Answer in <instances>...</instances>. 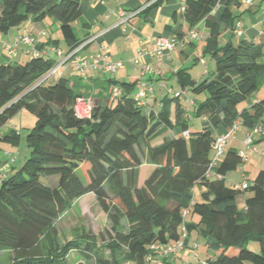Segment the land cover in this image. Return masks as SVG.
I'll return each mask as SVG.
<instances>
[{
  "label": "trees",
  "instance_id": "trees-1",
  "mask_svg": "<svg viewBox=\"0 0 264 264\" xmlns=\"http://www.w3.org/2000/svg\"><path fill=\"white\" fill-rule=\"evenodd\" d=\"M240 7V0H184L181 15L174 14L173 25L164 28L175 40L199 25L207 32L201 57L214 61V71L201 81L185 70L176 74L180 95L204 94L193 109V117L203 120L197 132L188 131L184 97L177 92L147 111L133 93L140 81L108 80L121 96L95 104L90 119H78L72 106L82 95L68 79L38 83L52 60L39 55L24 64H0V130L23 110L36 118L25 137L29 159L0 181V264H70L72 252L80 259L74 264H147L149 246L178 241L182 228L185 245L195 232L214 253L206 264H264V167L244 190L251 195L242 212L235 204L242 190L224 180L243 163L239 152H225L215 170L222 179L208 176L217 130L226 132L237 121L250 130L264 122V100L241 107L264 85L261 45L232 36L221 40L234 33ZM45 17L58 23L69 51L85 41L73 27L76 22L85 27L80 0H0V33ZM0 142L18 146L19 136L4 135ZM88 194L110 223L107 238L82 233L60 244L55 221ZM189 215L197 222L186 223ZM251 243L258 252L249 249Z\"/></svg>",
  "mask_w": 264,
  "mask_h": 264
},
{
  "label": "crops",
  "instance_id": "crops-1",
  "mask_svg": "<svg viewBox=\"0 0 264 264\" xmlns=\"http://www.w3.org/2000/svg\"><path fill=\"white\" fill-rule=\"evenodd\" d=\"M161 2L160 5L154 7L146 14L139 13L154 2ZM184 0H80L81 21L85 27L81 28L80 23L76 22L79 31L83 33L82 40L89 41L82 47L78 56L87 64L91 58L98 52L100 47L103 48L110 62H122L123 66L117 70L115 74H109L103 71L87 70L86 78L78 77L72 60H69L65 69L62 72V77L68 79L70 84L74 85L75 89L79 90L82 96L91 97L95 104L100 105L111 104L110 101V86L108 80L116 82H132L143 81L153 85V93L145 100V110H157L159 108L160 99L170 92L180 90L177 84L176 74L180 70H185L190 76V72L194 70L192 67L187 68L188 62L193 58L196 64H200L201 51L205 45L207 32L199 25L196 28L199 36L198 40L184 37L182 40H177L172 53L168 54L164 59H154L148 54H145L142 61L150 66V68L158 75L146 74L142 75L139 67L134 66L131 60L135 57L136 51L141 48L144 51H150L152 48V40L156 37H171L167 35L165 26L173 25V16H180L183 9ZM122 9L128 16V22L125 27L118 25L117 11ZM239 16L238 23L240 24L241 36H237L234 32H227L221 40L225 41L232 38L235 42L246 40L261 45L262 54L258 59L260 64L264 65V0H255L250 7L241 6L235 11ZM58 23L49 17H45L39 21L33 19L27 20L20 26L11 28L6 33H0V64L6 63H21L32 58V51L29 48H21L18 50L14 58H10L1 48L2 42L14 40L22 35L31 36L36 45L37 50L48 51L52 48L61 50L67 53L66 45L58 35ZM95 37L90 41V38ZM53 42H57V47H54ZM54 52L48 53V58L54 55ZM56 55V54H55ZM54 55V56H55ZM51 60V59H50ZM57 60V56H56ZM55 57L53 62L56 61ZM204 62H206L204 60ZM206 67L205 65H202ZM197 75H205L204 72H195ZM210 76V75H209ZM191 77V76H190ZM73 78V79H72ZM80 80L77 83L74 79ZM191 79H193L191 77ZM73 80V81H71ZM196 80V79H193ZM53 81V80H51ZM75 81V82H74ZM200 81V80H196ZM178 87L177 90L175 88ZM140 90V82L136 86L133 93ZM264 100V85L255 93L243 107H249L252 103ZM190 105L185 104L183 118L187 121L188 131L197 132L202 128V119H193V109L196 100H189ZM185 103V102H184ZM195 118V117H194ZM170 120H174V107L171 108ZM249 131L244 128V136ZM225 133L224 130H217L216 136ZM171 135V134H170ZM258 141H264V136H261ZM160 142L156 143L159 144ZM9 149L0 146V170L7 174L12 173V168L21 163L8 162V156L5 151ZM11 156V154L9 153ZM256 166L261 164L259 160H255ZM228 173L224 176L227 179ZM246 181L242 175V180ZM241 183H232V187L238 186ZM196 245V249L192 250V245ZM195 255V256H194ZM214 259V253L207 248L204 240L196 233L190 234L185 245V249L178 253L174 259L167 260L166 264H206V262Z\"/></svg>",
  "mask_w": 264,
  "mask_h": 264
},
{
  "label": "built area",
  "instance_id": "built-area-1",
  "mask_svg": "<svg viewBox=\"0 0 264 264\" xmlns=\"http://www.w3.org/2000/svg\"><path fill=\"white\" fill-rule=\"evenodd\" d=\"M255 0H240L241 6L250 7ZM183 12V9H182ZM117 21L118 25L121 27H125L128 22V16L122 9H118L117 11ZM234 32L237 36H241L240 24L237 22L235 24ZM187 36L190 39L198 40L199 36L195 30H191ZM95 37L90 38V41L94 40ZM89 41H86L87 44ZM85 43L81 44L77 48L72 51H68L67 53H63L61 50L56 48H52L49 52H54L57 56V60L54 62L53 67L48 70L42 78L38 81V83H44L46 81L58 80L62 76V72L65 69L69 60L73 61L75 69L78 73V76L82 79L86 78L87 70H95V71H103L109 74H115V72L123 66L122 62H110L108 61L107 55L104 53L103 48L100 47L98 52L91 58L89 64L85 61L81 60L78 56V53L81 51L82 47ZM177 40L172 37H163L159 36L152 40V48L150 51H144L139 48L136 51L135 57L131 60V63L139 67L141 70V74L144 76L146 74L158 75L159 73H155L148 64L142 61V58L145 54H148L154 59L162 60L168 54L172 53ZM36 45L35 40L29 35H22L18 38L6 42H2L1 48L2 50L10 57L14 58L21 48H29L32 51V57H36L39 55L45 56L48 58V51H40L37 50L34 46ZM200 63L205 65L203 59H200ZM153 93V85L148 84L147 82L140 81V90L135 94V98L139 101L140 105L144 104L145 99H147ZM181 93L177 92V97H184L183 100L185 104L190 105L191 102L186 99L185 94L180 95ZM121 96V89L112 85L110 87V101L114 102L117 98ZM95 106V102L91 97L80 96L77 97L73 103L72 109L73 114L78 119H90L92 116V112ZM240 127V122H235L233 126L227 130L225 133L216 136L213 145H212V157L210 161V166L208 169V176L210 179H222V176L216 173V168L218 167L220 161L223 159L226 147L229 144V141L234 138V135L238 132ZM263 132L262 124H257L252 129L247 131L242 141L243 150L239 152V156L243 163L247 162L249 158V153L258 154V151L255 147V136L260 135ZM182 136L187 139L189 134L187 131L182 133ZM8 157L9 153H6ZM14 157H9V163H14ZM5 178V174L0 170V181ZM247 181H243L240 185L234 186L236 190H246L248 188ZM188 214V211L183 212V217ZM186 231L184 228L181 230V237L178 241L169 242L166 244L155 243L149 246V254L146 257L147 264H166L165 260L174 259L175 256L185 249L184 240L186 239ZM192 250L196 249V245H192ZM195 256V255H194Z\"/></svg>",
  "mask_w": 264,
  "mask_h": 264
},
{
  "label": "rangeland",
  "instance_id": "rangeland-1",
  "mask_svg": "<svg viewBox=\"0 0 264 264\" xmlns=\"http://www.w3.org/2000/svg\"><path fill=\"white\" fill-rule=\"evenodd\" d=\"M74 30L76 32V35L78 39L82 40L83 33L80 32L79 28L77 27L76 23L73 25ZM59 31V29H58ZM58 35L61 37L62 41H64L61 33L59 32ZM69 48L66 46L67 51ZM55 55V54H54ZM50 57L51 60H56V55ZM206 62V67L202 66L200 64H196L195 60L191 58L188 62L187 68H194L192 72H190V76L193 79L196 80H204L205 78H208L209 75L214 71L215 63L213 60L210 59L209 56H205L202 58ZM28 59L27 61H29ZM27 61L22 62V64L26 63ZM3 64V61H1ZM119 68L118 70H120ZM205 75H202L200 73L204 72ZM198 71L200 75H196L195 72ZM79 77V76H78ZM73 79V78H72ZM77 83L80 80L77 78L74 79ZM73 81V80H71ZM74 81V82H75ZM179 87V86H178ZM178 87L175 88V90L178 89ZM79 89V88H78ZM76 90V92H79V90ZM186 99H194L197 102L202 101L204 99V94L202 95H196L190 92H185ZM244 104V103H243ZM244 105L241 104V107ZM193 116V115H192ZM193 119H198L194 118ZM36 122V118L28 113L27 111H21L18 114H16L7 125H5L0 130V137L4 135H9L11 133H16L19 136V144L18 146H12L10 144H6L3 142H0V146H4V148L9 149V151H5L6 153H10L11 156L14 157V159L17 161L16 163L24 164L30 156V151L27 147V144L25 142V137L27 133L34 127ZM263 132L260 135H256L255 140V147L258 151V154L249 153V158L247 162L242 163L241 166H239L236 170L229 172L227 179L225 180V184L228 187H232V183H241L242 175L245 176V179L248 184H250L253 179L256 177L257 173L264 167V141H256L261 136H264V122H262ZM244 127L240 125L238 132L234 135V138L229 141L228 146L226 147L227 150H235L237 152H240L243 150L242 141L244 139ZM8 157V161H9ZM255 160H259L261 164L256 166ZM18 166L15 167L17 169ZM149 166H144V169L141 172V175L143 177H146L148 173ZM43 182V180H42ZM201 190L199 188L195 189L194 192V198L196 200L200 199ZM249 191H242L240 194L236 195L235 198V204L239 212H242L244 209V203L245 199L250 197ZM186 223H196L197 217L195 216H187L185 219ZM123 224L124 221H123ZM55 228L57 231V239L60 244H64L66 241H70L75 239L76 237L80 236L82 233H92L94 235L102 234L105 238L106 232L110 229V223L107 220L106 215L102 212L98 204L96 203V200L93 195L88 194L80 199L74 201L69 208L59 216V218L55 221ZM193 232L192 234H194ZM249 249L258 252V244L257 243H251L249 245ZM105 256L108 257L107 252H105ZM70 264H74L75 262H78L80 259L76 255L75 252H72L70 254Z\"/></svg>",
  "mask_w": 264,
  "mask_h": 264
}]
</instances>
